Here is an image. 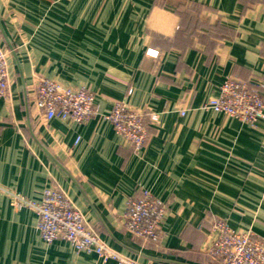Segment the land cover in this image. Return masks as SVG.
Returning a JSON list of instances; mask_svg holds the SVG:
<instances>
[{
  "label": "crops",
  "instance_id": "1",
  "mask_svg": "<svg viewBox=\"0 0 264 264\" xmlns=\"http://www.w3.org/2000/svg\"><path fill=\"white\" fill-rule=\"evenodd\" d=\"M0 46L1 185L33 201L62 191L108 247L142 264H220L206 252L218 219L264 242V120L204 109L231 76L264 100V0H0ZM43 78L90 89L95 117L46 121L32 105ZM117 102L146 113L138 153L105 119ZM144 191L168 209L158 247L123 224ZM0 264L102 263L63 240L47 245L37 215L0 195Z\"/></svg>",
  "mask_w": 264,
  "mask_h": 264
},
{
  "label": "built area",
  "instance_id": "2",
  "mask_svg": "<svg viewBox=\"0 0 264 264\" xmlns=\"http://www.w3.org/2000/svg\"><path fill=\"white\" fill-rule=\"evenodd\" d=\"M146 55L159 58L158 51L148 50ZM9 95V64L6 50L0 46V98ZM32 105L46 121L85 124L96 115V96L86 87L72 89L50 80L40 79L35 87ZM204 109L223 114L255 127L264 120V100L256 86L237 77H228L220 88L218 97L211 98ZM146 113L138 112L123 102H117L105 116L116 134L135 153L146 146L149 132ZM185 115V111L181 112ZM150 124L159 123V115L148 113ZM78 142V140H77ZM0 195L9 199L17 209H28L37 215V227L43 241L50 245L57 240L68 242L77 252L94 253L102 264H142L139 260L124 256L100 238L89 226L82 213L65 193L46 189L40 201H33L0 184ZM167 206L149 191L130 197L123 214L125 229L144 246L158 247L162 239V226L167 217ZM212 228L218 237L206 252L220 264H264V242L255 240L251 231L233 230L226 221H214Z\"/></svg>",
  "mask_w": 264,
  "mask_h": 264
}]
</instances>
